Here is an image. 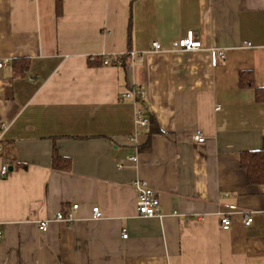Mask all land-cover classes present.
<instances>
[{"label":"crops","instance_id":"0c3cea01","mask_svg":"<svg viewBox=\"0 0 264 264\" xmlns=\"http://www.w3.org/2000/svg\"><path fill=\"white\" fill-rule=\"evenodd\" d=\"M190 30L203 47L173 50ZM3 58L0 264H264V182L242 165L264 143V0H0Z\"/></svg>","mask_w":264,"mask_h":264},{"label":"built area","instance_id":"2783aa9c","mask_svg":"<svg viewBox=\"0 0 264 264\" xmlns=\"http://www.w3.org/2000/svg\"><path fill=\"white\" fill-rule=\"evenodd\" d=\"M153 47L155 50H161L162 45L159 41L155 40L153 42ZM203 47L202 41L197 37L195 30H190L187 34V36L182 37L178 40H176L173 43L172 49L173 50H181V51H191V50H199ZM224 56V52L219 49L213 50V60L217 61L219 58ZM10 62L9 58H3L0 59V68H3L5 65H7ZM123 63V55L119 54L114 59H111L109 56H104L103 58V64L104 65H120ZM138 93L141 96H145L144 88H140L138 90H133L132 92H124L121 94L120 99H128V98H136ZM151 118L149 116L148 111L144 107H137L135 110V125L137 129H143L150 125ZM199 142L204 141V137L198 138ZM1 149V146H0ZM129 159L136 161V156H131ZM123 165L119 164V168H121ZM8 172V166L3 165L1 167L0 174L1 176L5 175ZM137 190H138V198H137V210L138 213L142 216L146 217H154L160 215V205L161 200L159 197V194L156 192L155 189L150 187L146 181L137 180L135 182ZM74 209L78 208V204H75L73 206ZM101 217V211L99 206H95L93 208V218L97 219ZM56 220L59 221H66L71 222L74 220V217L72 213H65L63 211H60L57 213ZM252 221L251 217H246L244 222L245 224H249ZM222 226L224 229H229L231 226V219L229 217H223L222 220ZM39 229L42 231H47L49 227V220H40L38 222ZM124 237H127L128 234L125 231L123 233Z\"/></svg>","mask_w":264,"mask_h":264},{"label":"trees","instance_id":"16d2710c","mask_svg":"<svg viewBox=\"0 0 264 264\" xmlns=\"http://www.w3.org/2000/svg\"><path fill=\"white\" fill-rule=\"evenodd\" d=\"M57 9H61L62 0H56ZM98 60V59H95ZM99 62V61H98ZM103 64V61H102ZM125 64V58H123V65ZM240 84L242 87L254 86V77L252 72L243 71L240 74ZM256 94L259 100H264V86L256 87ZM152 119V118H151ZM0 155L5 160L13 162V153L10 149V143L0 141ZM242 165L248 170L249 177L253 183L264 182V143L263 147L259 150L245 151L242 153Z\"/></svg>","mask_w":264,"mask_h":264}]
</instances>
